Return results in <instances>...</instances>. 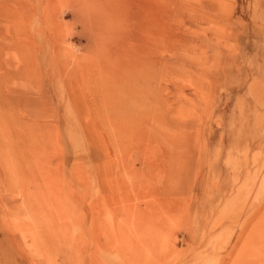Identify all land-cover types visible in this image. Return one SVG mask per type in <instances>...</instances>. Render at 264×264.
I'll use <instances>...</instances> for the list:
<instances>
[{
	"label": "rangeland",
	"instance_id": "obj_1",
	"mask_svg": "<svg viewBox=\"0 0 264 264\" xmlns=\"http://www.w3.org/2000/svg\"><path fill=\"white\" fill-rule=\"evenodd\" d=\"M0 264H264V0H0Z\"/></svg>",
	"mask_w": 264,
	"mask_h": 264
},
{
	"label": "bare ground",
	"instance_id": "obj_2",
	"mask_svg": "<svg viewBox=\"0 0 264 264\" xmlns=\"http://www.w3.org/2000/svg\"><path fill=\"white\" fill-rule=\"evenodd\" d=\"M161 260V259H160Z\"/></svg>",
	"mask_w": 264,
	"mask_h": 264
}]
</instances>
